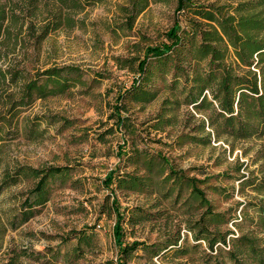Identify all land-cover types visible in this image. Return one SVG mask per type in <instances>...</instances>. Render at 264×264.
I'll list each match as a JSON object with an SVG mask.
<instances>
[{"label": "rangeland", "instance_id": "374dc122", "mask_svg": "<svg viewBox=\"0 0 264 264\" xmlns=\"http://www.w3.org/2000/svg\"><path fill=\"white\" fill-rule=\"evenodd\" d=\"M176 1L152 0L131 30L121 27L124 17L119 5L125 0L98 2L75 12L74 26L65 24L37 42L38 20L47 15L46 4H41L38 15L27 17L22 30L12 28L11 39H2L0 67L4 69L20 68L33 74L50 67L75 66L84 74L81 80L70 78L63 92L37 98L21 109L13 127L0 122V264H116V216L111 210V192L102 181L112 169L121 173L134 169L117 154L124 140L128 149L135 144L151 153L160 151L178 167L190 169V174L208 177L203 185L207 196L216 211L224 212L229 220L220 225L221 230L237 231L238 223L244 230L256 228L258 210L264 204V133L236 142L233 151L230 144L214 140L209 145L177 146L174 139L182 131V119L191 106L177 108L179 122L174 126L164 131L152 126L164 99L172 97V74H156L150 83L160 90L158 97L145 105L131 104L125 113L129 125L117 128L116 98L139 77L135 67L145 48L167 41ZM21 82L19 79L13 87ZM7 101V94L0 89V119L4 117L1 112L10 107L2 106ZM18 165H67L71 171L67 179L51 180L49 200L36 208L30 220L16 225L20 204L35 184L32 178L10 186L2 184L5 172ZM242 180L246 181L244 186ZM260 185L262 188L256 189ZM161 189L116 190L122 211L137 221L125 223L126 241L152 244L180 232L179 243L184 249L179 253H186L171 250L152 257L138 249L131 253L128 264L223 261L224 255L211 252L206 241H196L189 228L202 211L198 203L190 200L193 205H187V191L182 196L174 191L170 196ZM244 210L249 215L246 221H242Z\"/></svg>", "mask_w": 264, "mask_h": 264}, {"label": "trees", "instance_id": "16d2710c", "mask_svg": "<svg viewBox=\"0 0 264 264\" xmlns=\"http://www.w3.org/2000/svg\"><path fill=\"white\" fill-rule=\"evenodd\" d=\"M102 1L105 0H0V45L4 37L11 39L12 28L22 30L27 17H36L41 4H46L47 15L38 20L41 24L37 42L65 24L74 26L77 23L73 15L75 12L84 11ZM151 1L125 0L121 3L119 11L124 17L122 29L131 30ZM174 17L172 26L166 32L167 41L145 48L143 58L135 67L139 77L134 78L131 86L116 98L113 109L117 128L129 125V117L125 113L131 104L145 105L158 97L160 90L150 83L156 74L162 77L172 74V97L164 99L162 111L157 114L152 126L156 131L174 126L179 122L175 112L177 108L191 106L192 110L188 109L182 119V131L174 139V144L182 147L188 143L209 145L213 140L224 141L230 144L233 151L236 142L262 136L264 0H177ZM83 74L82 69L75 66L50 67L33 74L20 68L0 67V89L8 98L2 106H10L6 110L9 116L1 112L4 117L0 122L13 127L21 109L37 98L63 92L70 78L81 80ZM19 79L22 82L13 87ZM128 146L129 143L124 140L117 154L126 158L134 169L123 173L120 169H112L102 181L111 192V210L116 216L113 225L114 241L118 247L116 264H128L131 253L138 249L151 253L152 257L171 250L178 254L184 249L179 243L180 232L158 243L126 241L125 223L137 221H131L127 211H122L116 190L143 191L156 187L166 189L170 196L174 191L179 196L187 191V205H193L190 200L198 203L202 211L189 228L194 231L196 241L204 240L211 252L224 255L223 261L218 264H264V204L258 210L255 229L244 230L238 223L237 231L221 230L220 225L229 220L224 212L216 211L207 196L203 185L208 182V177L190 174V169L178 167L160 151L151 153L135 144L132 149ZM70 168L67 165H18L5 172L2 182L5 186L17 184L23 178L35 180L16 213V225L27 222L35 215L36 208L49 200L50 181L67 179ZM240 170L241 165L237 168L238 172ZM244 180L241 181L242 186L246 184ZM257 188L261 189L262 185ZM248 218L244 210L242 221Z\"/></svg>", "mask_w": 264, "mask_h": 264}]
</instances>
